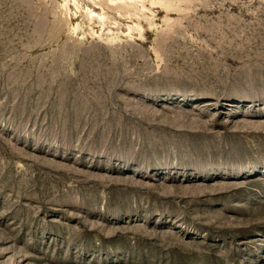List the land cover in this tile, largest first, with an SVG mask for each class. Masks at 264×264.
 I'll use <instances>...</instances> for the list:
<instances>
[{
  "label": "rangeland",
  "instance_id": "obj_1",
  "mask_svg": "<svg viewBox=\"0 0 264 264\" xmlns=\"http://www.w3.org/2000/svg\"><path fill=\"white\" fill-rule=\"evenodd\" d=\"M0 264H264V0H0Z\"/></svg>",
  "mask_w": 264,
  "mask_h": 264
},
{
  "label": "bare ground",
  "instance_id": "obj_2",
  "mask_svg": "<svg viewBox=\"0 0 264 264\" xmlns=\"http://www.w3.org/2000/svg\"><path fill=\"white\" fill-rule=\"evenodd\" d=\"M91 13H92V16H93V17H95V16H96V14H95V13H93V11H92ZM100 17L102 18V15H100Z\"/></svg>",
  "mask_w": 264,
  "mask_h": 264
}]
</instances>
